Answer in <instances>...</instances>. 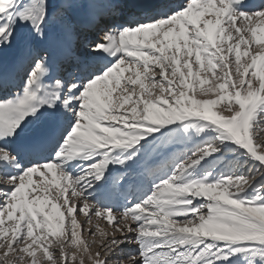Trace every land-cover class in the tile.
I'll list each match as a JSON object with an SVG mask.
<instances>
[{"label":"snow or ice","instance_id":"6c2138e0","mask_svg":"<svg viewBox=\"0 0 264 264\" xmlns=\"http://www.w3.org/2000/svg\"><path fill=\"white\" fill-rule=\"evenodd\" d=\"M0 264H264V0H0Z\"/></svg>","mask_w":264,"mask_h":264},{"label":"rangeland","instance_id":"374dc122","mask_svg":"<svg viewBox=\"0 0 264 264\" xmlns=\"http://www.w3.org/2000/svg\"><path fill=\"white\" fill-rule=\"evenodd\" d=\"M81 219H83V218L81 217ZM93 222H95V220ZM100 224H101V227H103L105 229H109L110 228V226L104 220H101ZM85 235H87V234H85ZM89 239H91V238L89 237ZM93 250L95 251V246H94Z\"/></svg>","mask_w":264,"mask_h":264},{"label":"bare ground","instance_id":"6f19581e","mask_svg":"<svg viewBox=\"0 0 264 264\" xmlns=\"http://www.w3.org/2000/svg\"><path fill=\"white\" fill-rule=\"evenodd\" d=\"M249 2L250 3H258L259 2V0H249ZM94 224H95V222H93ZM107 231H109V232H111L112 231V228H111V226H110V228L109 229H106Z\"/></svg>","mask_w":264,"mask_h":264}]
</instances>
